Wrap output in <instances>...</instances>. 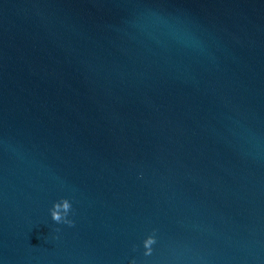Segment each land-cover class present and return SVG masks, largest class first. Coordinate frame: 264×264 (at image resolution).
Segmentation results:
<instances>
[{
    "label": "water",
    "instance_id": "1",
    "mask_svg": "<svg viewBox=\"0 0 264 264\" xmlns=\"http://www.w3.org/2000/svg\"><path fill=\"white\" fill-rule=\"evenodd\" d=\"M0 264H264V0H0Z\"/></svg>",
    "mask_w": 264,
    "mask_h": 264
}]
</instances>
